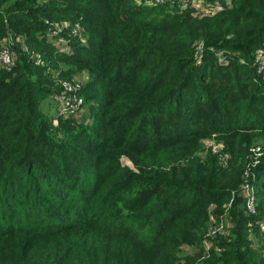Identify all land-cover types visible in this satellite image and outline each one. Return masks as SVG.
<instances>
[{"label":"trees","instance_id":"obj_1","mask_svg":"<svg viewBox=\"0 0 264 264\" xmlns=\"http://www.w3.org/2000/svg\"><path fill=\"white\" fill-rule=\"evenodd\" d=\"M194 1L0 0V264H264V0Z\"/></svg>","mask_w":264,"mask_h":264},{"label":"built area","instance_id":"obj_2","mask_svg":"<svg viewBox=\"0 0 264 264\" xmlns=\"http://www.w3.org/2000/svg\"><path fill=\"white\" fill-rule=\"evenodd\" d=\"M219 7H214V8H210L207 7V9H205L204 11L206 13H209L210 11H216L218 10ZM0 61L2 64L5 65H10L13 62V54L12 52L4 47L1 51H0ZM64 90L61 92V98L60 100L62 102H65L66 106L65 109L62 111L61 110V114L64 115H75L78 114L83 106V98L81 96L78 95V90L80 88V83H76L73 84L72 82H65L64 84ZM72 101H74L72 104ZM261 149L260 147H258V150ZM257 156L262 155L261 151L257 152ZM250 208L253 209L252 205L250 204Z\"/></svg>","mask_w":264,"mask_h":264},{"label":"rangeland","instance_id":"obj_3","mask_svg":"<svg viewBox=\"0 0 264 264\" xmlns=\"http://www.w3.org/2000/svg\"><path fill=\"white\" fill-rule=\"evenodd\" d=\"M191 3H193L194 4V6L196 7V8H201L202 7V9H207V5H203V6H201V7H199L196 3H195V1L194 0H191ZM200 3V2H199ZM58 41L59 42H62L63 40L62 39H58ZM86 78V76L85 77H82V76H77V78H74L73 79V84H76V83H81V84H84L85 83V79ZM65 82H67V81H63L62 83L64 84ZM60 98H61V95H60V93H58L55 97H50L45 103H44V109H45V111L48 113V114H50V115H56V114H59V113H62L61 112V110L63 111L64 109H65V106H66V104H65V102H62L61 100H60ZM74 101H72V104H74L73 103ZM75 105V104H74ZM83 107H84V109H83V112H81L79 115H77L78 117V120H82V121H87V119H85L84 118V115L85 114H87L85 111H87V107H85L84 105H83ZM209 144V143H208ZM214 147L216 148L217 147V145H214ZM262 155H259V157H261ZM259 157H258V159H259ZM123 159H125L124 160V163H126V164H128V165H130V164H132V166L131 167H134V164L130 161V160H128V159H126V158H122V160ZM260 160V159H259ZM184 249L185 250H187L188 249V247L187 246H184Z\"/></svg>","mask_w":264,"mask_h":264},{"label":"water","instance_id":"obj_4","mask_svg":"<svg viewBox=\"0 0 264 264\" xmlns=\"http://www.w3.org/2000/svg\"><path fill=\"white\" fill-rule=\"evenodd\" d=\"M125 159H123L122 161L124 162ZM132 166V164H130Z\"/></svg>","mask_w":264,"mask_h":264},{"label":"crops","instance_id":"obj_5","mask_svg":"<svg viewBox=\"0 0 264 264\" xmlns=\"http://www.w3.org/2000/svg\"><path fill=\"white\" fill-rule=\"evenodd\" d=\"M188 250H189V248H188Z\"/></svg>","mask_w":264,"mask_h":264}]
</instances>
